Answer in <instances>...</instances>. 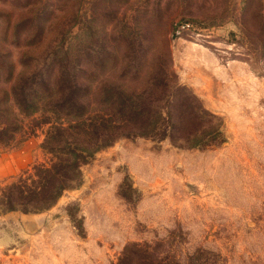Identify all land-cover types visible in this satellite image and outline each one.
<instances>
[{
    "label": "rangeland",
    "instance_id": "1",
    "mask_svg": "<svg viewBox=\"0 0 264 264\" xmlns=\"http://www.w3.org/2000/svg\"><path fill=\"white\" fill-rule=\"evenodd\" d=\"M186 21L197 31L175 36ZM33 69L66 72L88 107L112 86L164 105L175 81L222 137L116 140L48 210L0 213V264H117L131 244L171 264H264V0H0V97ZM18 118L0 188L50 160L49 125Z\"/></svg>",
    "mask_w": 264,
    "mask_h": 264
},
{
    "label": "trees",
    "instance_id": "2",
    "mask_svg": "<svg viewBox=\"0 0 264 264\" xmlns=\"http://www.w3.org/2000/svg\"><path fill=\"white\" fill-rule=\"evenodd\" d=\"M65 73L53 71L46 77L43 71L23 70L1 94L0 147L9 145L22 130L18 116L32 118L39 114L32 123L35 127L49 125L43 148L50 160L33 165L31 171L0 188V213L48 210L78 180L80 167L120 138L169 139L172 144L187 147L221 142L219 125L206 119L212 120L213 115L175 81L159 91L166 97L164 105L150 99L154 94L151 89L127 92L112 86L103 93L109 99L106 105L88 107L79 101L77 85H71ZM12 75L9 68L5 76ZM164 75L168 77L169 73L164 71L160 77ZM52 81L55 88L51 87ZM151 249L145 244L127 245L117 264H171L155 258Z\"/></svg>",
    "mask_w": 264,
    "mask_h": 264
},
{
    "label": "built area",
    "instance_id": "3",
    "mask_svg": "<svg viewBox=\"0 0 264 264\" xmlns=\"http://www.w3.org/2000/svg\"><path fill=\"white\" fill-rule=\"evenodd\" d=\"M196 25L189 23V22H178L173 27V34L175 36H182L186 33H193L194 31H197V28H195Z\"/></svg>",
    "mask_w": 264,
    "mask_h": 264
}]
</instances>
